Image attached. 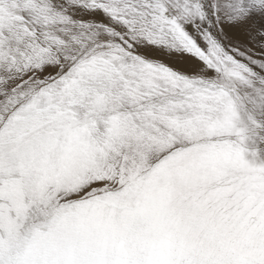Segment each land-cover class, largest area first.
<instances>
[{"label":"snow or ice","instance_id":"snow-or-ice-1","mask_svg":"<svg viewBox=\"0 0 264 264\" xmlns=\"http://www.w3.org/2000/svg\"><path fill=\"white\" fill-rule=\"evenodd\" d=\"M0 264H264V0H0Z\"/></svg>","mask_w":264,"mask_h":264}]
</instances>
